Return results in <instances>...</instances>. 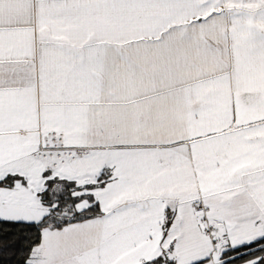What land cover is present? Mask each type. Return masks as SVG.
Segmentation results:
<instances>
[{
    "label": "snow or ice",
    "instance_id": "snow-or-ice-1",
    "mask_svg": "<svg viewBox=\"0 0 264 264\" xmlns=\"http://www.w3.org/2000/svg\"><path fill=\"white\" fill-rule=\"evenodd\" d=\"M0 257L264 264V0H0Z\"/></svg>",
    "mask_w": 264,
    "mask_h": 264
},
{
    "label": "trees",
    "instance_id": "trees-1",
    "mask_svg": "<svg viewBox=\"0 0 264 264\" xmlns=\"http://www.w3.org/2000/svg\"><path fill=\"white\" fill-rule=\"evenodd\" d=\"M0 264H9V262L3 257H0ZM237 264H239V262H237Z\"/></svg>",
    "mask_w": 264,
    "mask_h": 264
}]
</instances>
